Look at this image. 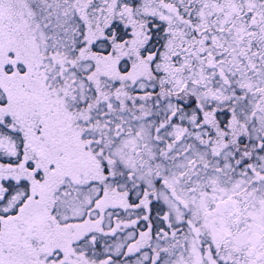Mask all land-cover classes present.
<instances>
[{"label":"snow or ice","instance_id":"6c2138e0","mask_svg":"<svg viewBox=\"0 0 264 264\" xmlns=\"http://www.w3.org/2000/svg\"><path fill=\"white\" fill-rule=\"evenodd\" d=\"M0 264H264V0H0Z\"/></svg>","mask_w":264,"mask_h":264}]
</instances>
